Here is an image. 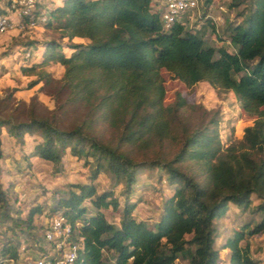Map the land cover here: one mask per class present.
I'll list each match as a JSON object with an SVG mask.
<instances>
[{"label": "trees", "instance_id": "obj_1", "mask_svg": "<svg viewBox=\"0 0 264 264\" xmlns=\"http://www.w3.org/2000/svg\"><path fill=\"white\" fill-rule=\"evenodd\" d=\"M205 1L207 9L214 3ZM242 4L245 18L228 25L231 50L209 45L202 32L187 29L190 17L166 28L153 0H63L52 7L38 0L37 15L45 12L41 25L52 36L41 43L42 60L21 70L50 85L56 80L47 68L62 65L67 102L87 107L89 119L63 128L55 117L37 111L35 99L28 106H11L10 93L0 99V132L6 128L19 143L26 134H38L34 154L56 168L66 152L90 167L88 182L60 190L51 218L62 216L73 227L71 240L80 244L77 264H175L181 256L189 264L261 263L242 242L264 232V0H230L231 7ZM28 50L35 54L37 43H26L23 51ZM163 69L188 87L206 81L232 91L254 118L245 128L243 146L225 147L217 117L191 129L180 118L187 104L181 93L174 103L165 102ZM97 121L108 123L117 136L103 139L94 129ZM148 170H157L171 189L154 223L138 218L140 201H132ZM105 171L122 184L123 202L115 188L99 191L97 180ZM5 197L0 189L1 208ZM231 203L252 216L223 243L229 250L224 263L216 221L227 216ZM108 208L120 212L119 224L107 218ZM38 211H30L29 226ZM46 228L36 239L40 257L54 247L46 241ZM11 244L4 238L1 256L14 260L19 242L15 250Z\"/></svg>", "mask_w": 264, "mask_h": 264}, {"label": "rangeland", "instance_id": "obj_2", "mask_svg": "<svg viewBox=\"0 0 264 264\" xmlns=\"http://www.w3.org/2000/svg\"><path fill=\"white\" fill-rule=\"evenodd\" d=\"M245 13V4L231 7L230 0H214L207 9L204 0L199 10L192 13L186 28L202 32L209 45L216 48L225 46L233 50L228 25L235 26L242 22ZM51 36V32L41 25L22 32L11 31L0 35V99L13 93L11 106L20 102H25L28 106L35 99L40 114L55 117L61 127L68 129L89 118L87 107L67 102L68 90L61 88L64 67L60 64H52L47 68L56 80L50 85L45 81H39L38 76L34 74L25 75L21 70L22 66L42 60L41 43ZM31 41L37 43V50L35 56L27 60L24 59L23 49L25 44ZM74 41L86 42L78 38ZM64 42H67V39ZM65 52L70 55L72 50L65 48ZM162 75L166 87V104L174 103L177 93L180 92L187 103L180 111V118L191 129L217 117L220 120V134L225 147L231 143H236L239 148L243 146L245 128L253 125L254 118L242 110L240 102L232 91L215 88L206 81L188 87L176 73L164 69ZM33 81L37 82L31 84ZM93 126L96 133L105 140L117 136L116 131L106 122L97 121ZM40 139L38 134H26L24 142L19 143L6 128H2L0 132V189L5 192L7 200L6 207L0 206V236L2 241L6 237L12 241V250L17 249L19 242L18 258L14 259L16 262L38 256L40 250L35 245L36 239H42L44 235V228L47 226V221L52 218L55 199L60 190H67L71 183L90 180L91 170L85 160H77L68 152L64 154L63 162L58 168L52 162L36 156L34 146ZM97 181L100 192L115 188L120 201H124L123 186L109 171L101 173ZM170 192L166 180H160L159 172L148 170L140 177L135 194L132 196V201H140L135 212L136 216L147 219L150 223L157 221L162 213L163 200ZM259 201L254 196V203L257 204ZM38 207L41 211L34 215L29 226L30 211ZM104 211L111 222L119 224L120 212L112 208ZM251 216L250 212L242 215L241 209L231 203L227 216L216 221L218 229L216 245L221 248V261L224 263L228 262L229 250L222 249L223 243L232 235L233 230L241 225L242 220ZM259 218L254 217V221H258ZM247 243L250 245L251 256L260 259V264H263L264 232L249 237L247 241L242 242V245ZM6 260L13 259L7 255ZM10 263L12 262H6V264ZM175 264H189V261L181 256Z\"/></svg>", "mask_w": 264, "mask_h": 264}, {"label": "built area", "instance_id": "obj_3", "mask_svg": "<svg viewBox=\"0 0 264 264\" xmlns=\"http://www.w3.org/2000/svg\"><path fill=\"white\" fill-rule=\"evenodd\" d=\"M204 0H153L155 9L161 11L162 21L166 28L182 17H192L195 10H199ZM38 0H0V35L11 31L22 32L38 27L47 18L45 12L37 15ZM42 26V25H41ZM35 54L28 50L24 59H31ZM73 227L62 216H56L48 223L45 237L50 247L49 254L44 257L7 261L1 256L3 248L0 236V264H49L50 257H54V264H77L78 248L80 244L71 240Z\"/></svg>", "mask_w": 264, "mask_h": 264}, {"label": "crops", "instance_id": "obj_4", "mask_svg": "<svg viewBox=\"0 0 264 264\" xmlns=\"http://www.w3.org/2000/svg\"><path fill=\"white\" fill-rule=\"evenodd\" d=\"M40 3L45 4L46 6H56V5H61L63 0H39ZM81 39V38H78ZM38 252V251H37ZM39 256V254H38Z\"/></svg>", "mask_w": 264, "mask_h": 264}]
</instances>
